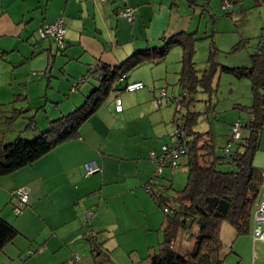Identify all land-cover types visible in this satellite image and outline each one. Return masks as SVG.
Here are the masks:
<instances>
[{
    "label": "crops",
    "instance_id": "1",
    "mask_svg": "<svg viewBox=\"0 0 264 264\" xmlns=\"http://www.w3.org/2000/svg\"><path fill=\"white\" fill-rule=\"evenodd\" d=\"M225 2L231 7L224 8ZM127 6L135 8L132 24L121 15ZM255 12L254 35L240 29L236 34L242 38L239 42H246L247 49L251 39L259 37L250 57L259 52L264 32V1L0 0V58L13 68L30 63L26 70H20L26 73L24 89L14 94L21 96L22 103L47 99L46 105L40 104L47 117L43 113L36 117L38 129L30 135L33 136L45 131L50 121L74 111L98 85V79L90 76L91 69L121 66L135 51L159 48L162 38L182 33L193 34L196 43L210 41L211 51L212 44L216 45L214 39L224 32L226 21L231 32H235L232 23L241 21L246 27L248 14ZM62 18L66 35L60 51L52 38L42 39L36 31ZM181 54L175 51V58L179 60ZM144 69L156 76L153 68H143L132 78L129 75V81L155 85L144 75ZM33 72H41L42 76ZM166 72L170 70L166 68ZM85 76H89V83L78 87L81 93L75 92L71 98L69 87L71 91L73 84ZM163 76L157 73V78ZM146 84L136 92L112 94L80 127L76 138L59 144L31 165L0 177V217L19 232L0 252V264H96L101 257L94 256V245L119 264L121 259L114 256L116 246L108 233L113 228L129 235L134 224H140L133 219L136 214L143 217L141 225L148 230L143 244L149 251V264L150 256L157 250V239H152L149 231H154L152 225L160 220L159 206L146 189L156 170L150 156L173 142L170 128L174 116L168 109L171 101L167 100L165 109L155 108L153 101L160 92ZM117 96L122 100L121 112L116 109ZM90 160H95L101 170L85 176L84 163ZM254 165L264 170V133ZM162 175L170 172L163 170ZM24 186L30 192L29 203L23 214L16 215L12 192ZM91 210L94 216L89 227L85 214ZM252 228L253 219L249 232L243 235H237L227 222L222 224L223 264H264V243L254 242ZM91 232H95V240H90ZM188 244L193 246L194 241ZM119 246L123 244L120 242ZM29 251L34 254L29 255ZM76 254L80 261L75 260Z\"/></svg>",
    "mask_w": 264,
    "mask_h": 264
},
{
    "label": "trees",
    "instance_id": "2",
    "mask_svg": "<svg viewBox=\"0 0 264 264\" xmlns=\"http://www.w3.org/2000/svg\"><path fill=\"white\" fill-rule=\"evenodd\" d=\"M263 1L257 0L258 3ZM263 34L264 32L260 36L259 52L251 56L253 62L251 67L230 68L220 64L215 59L218 49L212 44L208 59L209 69L202 73L194 60L196 38L193 34L182 33L171 38L164 37L161 40L162 47L137 50L121 66L103 65L98 70L91 69L90 76L97 78L99 83L79 107L58 120L50 121L45 131H40L33 136H25L20 131L21 134L16 139L7 143L1 133V125H4V122H2L1 111L3 104L0 101V177L31 165L59 144L76 138L80 127L104 105L112 94L127 92L125 86L130 82L129 72L149 63H162L174 47H181V69L178 72V85L181 91L178 97L170 99L177 103L173 115L174 133L172 132L171 135L172 143L175 142L177 130L186 136L184 143L187 151L184 156L187 159L188 178L185 188L176 196L171 195V186L157 183V176L153 177L152 183L149 181L151 185L148 191L156 204L163 211L165 208L169 210L168 213L164 211L165 218L162 225L164 239L159 245V250L150 256L149 264H223L222 224L227 222L233 226L237 235L248 233L263 184L264 170L254 165V156L259 150L261 136L264 133ZM64 46L62 48L58 46V48L62 50ZM245 46L246 42H241L233 50L237 51ZM217 72L231 74L237 79L249 78L253 93L252 105H235V109L249 116L244 123L237 121L238 132L233 130L237 122L231 125L228 144L223 151H221L222 148L218 150L212 129L205 133L197 130L200 112L193 109L194 102L197 101L196 94L200 90L209 94L214 91L213 82ZM124 74L126 79L120 82L119 78ZM89 80V76H85L83 84H88ZM20 99V95L16 96V101L19 102ZM205 103L207 107L205 114H208L213 109L212 99H206ZM162 105L159 108H162ZM31 110V106L26 108L22 106L8 120H14L15 117L18 118ZM30 116L26 117L28 121L26 130L34 133L38 129L36 115L32 113ZM224 164L233 165L234 170L222 171L220 166ZM86 220L90 227L91 221ZM194 225L198 227L191 235L194 244L190 246L186 254H183L177 249L179 234L190 231ZM18 234V230L11 223L0 217V252ZM89 237L90 240H95L96 235L93 236L91 232ZM31 252L29 255L34 254L33 251ZM93 254L96 258L101 257L100 262L96 264H117L97 245L93 247ZM104 254L108 258H103Z\"/></svg>",
    "mask_w": 264,
    "mask_h": 264
},
{
    "label": "rangeland",
    "instance_id": "3",
    "mask_svg": "<svg viewBox=\"0 0 264 264\" xmlns=\"http://www.w3.org/2000/svg\"><path fill=\"white\" fill-rule=\"evenodd\" d=\"M252 14V15H251ZM248 14L249 21L246 22V24L243 27L241 25V21L233 22V28L236 29L235 32H231L229 28V24L224 23L225 30L223 33H219L217 38H215L216 47L218 48L217 55L215 56V59L220 64L227 66V67H250L252 65L250 53L254 52L255 47L258 45L259 37L252 38L249 42L247 47H242L241 49L234 51L233 48L238 44L241 43V37H238L236 34L238 33V30L244 31L248 30V33L251 35H254V25H252V22H255L257 20L256 12ZM227 17V16H226ZM237 26V27H236ZM40 27L38 28V30ZM37 30V31H38ZM259 34H261V29L258 31ZM257 32V33H258ZM256 33V34H257ZM41 38V37H40ZM33 39L35 40V36H33ZM39 39V38H38ZM54 40V39H53ZM55 41V40H54ZM56 42V41H55ZM57 44V42H56ZM163 43H161L160 47H162ZM58 46V44H57ZM60 50V49H59ZM182 52L181 47H174L170 54L168 55L167 59L158 64L153 65H146L145 67L141 66L131 72H129L130 78L133 76L139 74L143 68H153L155 70V75L153 77L151 76V73L146 72L147 70L144 69V75L151 80L155 81L154 84H146L147 87L153 88V86L158 89L160 92L161 89H167L168 97H178L181 91V88L178 85V74L175 73L176 68L179 67L177 71L181 68V55L178 60V58H175V51ZM61 51V50H60ZM210 56V41L203 40V41H197L196 43V54L194 60L197 63V68L202 73L203 71L209 69L210 63L208 62ZM18 61V60H16ZM30 66V63L17 68H13L10 64V62L6 60H2L0 58V101L3 104L1 111H2V122H4V125H1V133L3 134L4 141L7 143L8 141L11 142L14 139L18 137V135L23 133L25 136L32 135L33 132H30L26 130L27 126V118L31 117L32 113L36 115V117L43 113V108H40V104L46 105L47 99H43L40 101H32L29 102V104H24L21 101H13L15 100L16 96L14 94L20 93L21 89H24L23 83L26 77V73L20 72L21 68L24 70L27 69V67ZM170 70V72H166ZM12 70V72H11ZM160 72L161 74L165 75L162 77V79L157 78V73ZM31 73V72H29ZM31 75V74H30ZM33 75L42 76L41 72H33ZM215 82H213V92L211 94L203 92L200 90L196 94L197 101L194 102L193 109L195 111L200 112L197 130L205 133L208 130L212 129L214 132L215 137V143L217 145V148L221 149L223 151V148L228 144L229 140V134L231 130V125L238 120L242 121L244 123L247 121L248 114L239 111L238 109H235V105L241 104V105H252L253 104V93H252V84L251 80L249 78H243V79H237L231 74L227 73H220L217 72L215 75ZM23 83V84H22ZM153 83V82H152ZM76 82L71 87H69V93L70 97L72 98L73 93H81V90H78V87L85 86V84L80 83L78 87H74ZM65 98V97H64ZM86 98V95H85ZM85 98L83 99V102L85 101ZM70 99V98H69ZM212 99L213 109L208 114H205V111L207 109L205 100ZM68 101V100H67ZM82 102V103H83ZM167 102V98L163 99V109H165V105ZM81 103V104H82ZM81 104L77 105L79 107ZM170 106L171 113L175 114V108H176V101H171ZM27 105L32 107V111L25 112L21 114L18 118H14V120H8L9 117H13L15 115L16 110H20V108L27 107ZM27 117V118H26ZM43 117H47L46 114L43 113ZM21 131V132H20ZM170 131L174 133V123H172V126L170 128ZM170 139V137H169ZM187 159L185 156H183L179 162V166H175L174 168H164L165 172H170V175H160L158 182L161 181L171 186L170 193L173 196H176L178 192L182 191L187 183L188 178V172H187ZM173 169V170H172ZM220 169L222 171H233L234 166L231 164H224L220 166ZM160 183V182H159ZM3 198V196L0 194V200ZM16 202L17 199L15 198ZM15 202V204H16ZM158 208V207H157ZM160 210V220L156 222V224L152 225L154 226V231H149L152 235V239L156 240V251L159 250V242L163 241L164 235L161 228V225L163 223V220L165 218L164 211L159 207ZM87 214V213H86ZM85 214V215H86ZM145 218V217H144ZM134 220H138L140 224H134V228L129 232V235L123 234L122 230L119 231L117 229L110 230L108 233V236H111V243L116 246L115 251L113 250L114 256L120 260L121 262L119 264H147L146 259H148L149 251L147 247L145 248V244L143 241L144 235L146 232L148 233V230H146V227L141 225V220L143 217L140 214H136L133 218ZM143 223V221H142ZM264 227V226H263ZM197 225H194L190 231L181 232L179 234V240L177 243V249L183 254H186L187 251L190 249V241L191 235L193 232L197 230ZM122 243L123 246H119V243ZM192 247V246H191ZM1 255V253H0ZM136 257V260L134 261L132 257Z\"/></svg>",
    "mask_w": 264,
    "mask_h": 264
},
{
    "label": "built area",
    "instance_id": "4",
    "mask_svg": "<svg viewBox=\"0 0 264 264\" xmlns=\"http://www.w3.org/2000/svg\"><path fill=\"white\" fill-rule=\"evenodd\" d=\"M103 2H106L107 0H102ZM224 8H230L231 4L229 2H225L223 5ZM124 18H126L130 23L133 22L134 15H135V8L126 7L125 10L121 14ZM37 34L43 38H52L54 39L59 47L64 46V38L66 35V28L64 26V20L58 19L52 24L43 25L38 31ZM264 42V34L262 38ZM126 79V75H122L119 78L120 82H123ZM84 78L79 79L78 82L74 85L75 87H78V83H83ZM125 90L127 92H134L137 90H140L144 88V84L141 81L136 82H129L125 86ZM167 98L168 101H170L173 97H168L167 92L165 89H162L160 92V96L154 99L153 105L155 108H159L162 103L163 99ZM116 102V109L117 111H122V103L121 98L119 96L115 99ZM239 129V123L237 122L233 130L234 132H238ZM175 142L169 145H163L160 152H152L150 159L154 162L156 166L155 175L157 177H160L162 175L164 168L170 167L174 168L175 166L178 167L179 162L181 158L185 155L187 151V147L184 143L185 135H183L182 132L177 130L175 132ZM100 166L95 160H90L86 163H84V171L85 176H91L93 174H96L100 171ZM173 170V169H172ZM152 183V181H151ZM150 183L146 185V189H150ZM13 196L17 199L16 204L14 205V213L16 215L23 214L24 210L28 206L29 199H30V192L27 187H18L15 190H13ZM166 213L169 212L167 208L164 210ZM94 212L89 211L86 214V217L88 221H91L93 219ZM264 171H263V184L261 188V192L259 195L258 202L256 204L255 212L253 214V228H252V236L254 239V242L261 241L264 243ZM92 235L95 236V232H92ZM29 253H32L31 251ZM76 261H80V256L76 254L75 256Z\"/></svg>",
    "mask_w": 264,
    "mask_h": 264
}]
</instances>
